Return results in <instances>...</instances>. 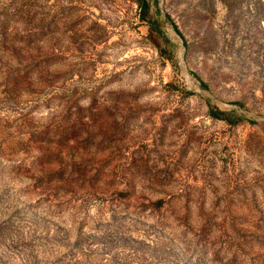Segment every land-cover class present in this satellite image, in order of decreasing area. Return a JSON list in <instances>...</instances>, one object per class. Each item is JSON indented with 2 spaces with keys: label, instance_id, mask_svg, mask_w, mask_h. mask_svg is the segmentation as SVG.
Listing matches in <instances>:
<instances>
[{
  "label": "rangeland",
  "instance_id": "obj_1",
  "mask_svg": "<svg viewBox=\"0 0 264 264\" xmlns=\"http://www.w3.org/2000/svg\"><path fill=\"white\" fill-rule=\"evenodd\" d=\"M0 264H264V0H0Z\"/></svg>",
  "mask_w": 264,
  "mask_h": 264
},
{
  "label": "trees",
  "instance_id": "obj_2",
  "mask_svg": "<svg viewBox=\"0 0 264 264\" xmlns=\"http://www.w3.org/2000/svg\"><path fill=\"white\" fill-rule=\"evenodd\" d=\"M142 4H145V1H142Z\"/></svg>",
  "mask_w": 264,
  "mask_h": 264
}]
</instances>
